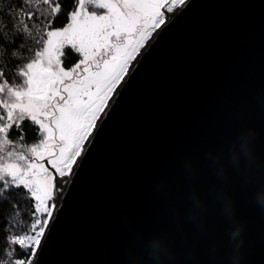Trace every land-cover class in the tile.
<instances>
[{
	"label": "water",
	"instance_id": "obj_1",
	"mask_svg": "<svg viewBox=\"0 0 264 264\" xmlns=\"http://www.w3.org/2000/svg\"><path fill=\"white\" fill-rule=\"evenodd\" d=\"M165 17L64 178L34 264H128L135 237L162 230L181 256L185 241L198 246L184 264H229V226L210 195L222 185L206 154L254 129L264 158V0H186ZM229 173L246 226L240 264H264V213L251 203L257 186L245 190ZM193 189L208 205L207 238L187 218ZM210 242L220 243L215 259Z\"/></svg>",
	"mask_w": 264,
	"mask_h": 264
},
{
	"label": "snow or ice",
	"instance_id": "obj_2",
	"mask_svg": "<svg viewBox=\"0 0 264 264\" xmlns=\"http://www.w3.org/2000/svg\"><path fill=\"white\" fill-rule=\"evenodd\" d=\"M185 2L73 0L70 22L58 30L59 0H19L7 18L0 10V197L24 188L34 201L27 231L7 220L11 232L3 236L0 264H34L64 178L72 175L107 101L151 33L165 24V12ZM66 48L82 57L67 69L61 65ZM26 120L36 126L31 146Z\"/></svg>",
	"mask_w": 264,
	"mask_h": 264
},
{
	"label": "clouds",
	"instance_id": "obj_3",
	"mask_svg": "<svg viewBox=\"0 0 264 264\" xmlns=\"http://www.w3.org/2000/svg\"><path fill=\"white\" fill-rule=\"evenodd\" d=\"M258 134L254 129H244L238 136L228 142L224 148L216 153L208 151L206 159L209 166L214 170L215 176L221 183L219 189H213L210 195L220 206V211L228 223L227 246L232 254L229 264H240L243 246V235L246 226L237 218L235 201L228 192L231 184L229 167L239 178L245 190L255 184L257 186L251 203L264 213V158L257 152ZM184 170L189 177L194 175V167L191 163L184 165ZM163 188V184L160 185ZM191 210L188 220L196 227L201 237L207 238L209 234L207 223L208 205L205 199L193 189L189 195ZM176 218V230H181L178 217ZM218 242H210L207 246V254L215 259L218 253ZM197 245L189 247L185 241L183 255L178 252L176 237L168 230H162L158 234L145 237L139 234L135 237L131 247L127 249L126 257L128 264H184L195 258Z\"/></svg>",
	"mask_w": 264,
	"mask_h": 264
},
{
	"label": "trees",
	"instance_id": "obj_4",
	"mask_svg": "<svg viewBox=\"0 0 264 264\" xmlns=\"http://www.w3.org/2000/svg\"><path fill=\"white\" fill-rule=\"evenodd\" d=\"M62 5L61 13L54 18L55 22L53 29L57 30L64 27L68 23V14L70 9L73 8V0H59ZM19 3V0H0V10H3L5 13V18L9 14V8H15ZM73 56L69 49H66L65 55L63 56V61L65 64L66 57ZM3 109L0 108V111ZM22 127L25 130V143L28 146H31L33 142L36 141V126L33 125L30 121H24ZM19 133L14 131L11 135L15 138ZM3 197H0V246L3 244V236L6 232H11V228H5V224L9 219L17 220L21 225V231H27L29 223L32 219L31 211L32 204L34 201L27 193V190L24 188L15 189L4 193ZM13 205H16L19 211H15Z\"/></svg>",
	"mask_w": 264,
	"mask_h": 264
},
{
	"label": "rangeland",
	"instance_id": "obj_5",
	"mask_svg": "<svg viewBox=\"0 0 264 264\" xmlns=\"http://www.w3.org/2000/svg\"><path fill=\"white\" fill-rule=\"evenodd\" d=\"M177 6H178V5H177ZM177 6H176V7H177ZM176 7H174V9H175ZM91 10H93V11H97V12H101V13L104 11V10H100V9H91ZM165 13H170V12H165ZM69 22H70V21H69V18H68V23H69ZM66 26H67V24H66L64 27H66ZM57 30H58V29H57ZM151 34H152V33H151ZM146 42H147V41H146ZM146 42H145V43H146ZM66 49H68V48H66ZM66 49H65L64 51H66ZM140 49H141V48H140ZM140 49H139V51H140ZM69 50L71 51V53H72L73 56L66 57L65 64H64V61H63V56H64V55L61 57V65L64 66L66 69L69 68V67L74 66L75 63L79 62V60L82 59V57H80L79 54L76 53L74 49H69ZM139 51H138V52H139ZM44 163H45V166H46V167H49V168H50V166L47 165L46 161H44Z\"/></svg>",
	"mask_w": 264,
	"mask_h": 264
}]
</instances>
